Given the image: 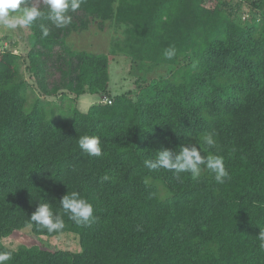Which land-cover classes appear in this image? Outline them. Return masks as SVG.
<instances>
[{
  "label": "trees",
  "instance_id": "trees-1",
  "mask_svg": "<svg viewBox=\"0 0 264 264\" xmlns=\"http://www.w3.org/2000/svg\"><path fill=\"white\" fill-rule=\"evenodd\" d=\"M253 7L264 0H239ZM223 0H84L56 27L41 18L27 69L45 95L109 93V56L70 48L66 37L94 21L124 25L121 53L147 69L169 65L137 94H116L70 118L50 117L42 101L30 105L21 56L0 51V252L6 264H264V10L248 24ZM30 6V5H29ZM37 7L47 12L43 2ZM50 29L41 39L39 24ZM174 47L176 55L165 57ZM177 66V67H175ZM63 93V92H62ZM106 96V95H105ZM212 132L213 149L201 142ZM98 136L103 155L78 146ZM199 143L224 157L229 179L206 171L194 181L150 171L144 160L160 148ZM105 175L109 180H102ZM147 180V183L145 181ZM78 191L94 207L88 226L63 215L65 228L48 233L30 221L39 203L62 214L59 200ZM32 224L40 235H78L81 251L6 246L3 239Z\"/></svg>",
  "mask_w": 264,
  "mask_h": 264
},
{
  "label": "rangeland",
  "instance_id": "rangeland-1",
  "mask_svg": "<svg viewBox=\"0 0 264 264\" xmlns=\"http://www.w3.org/2000/svg\"><path fill=\"white\" fill-rule=\"evenodd\" d=\"M230 15L241 24H248L251 18H257L259 12L264 10V5L253 7L239 0H223ZM36 6L42 0H35ZM124 25L116 24L114 21H106L101 28L97 21L90 24L87 29L74 31L66 37V42L70 48L75 50H85L94 53H105L109 56V93L89 94L75 97L67 91L59 92L55 95H45L40 90L36 79L27 69L26 56L34 43V37L30 27L8 30L0 26V51H13L21 56L20 70L22 77L28 84L30 105L37 100L42 101L49 111L50 117L59 116L70 118L73 109L86 112L94 103H101L106 95L112 100L116 94L135 95L141 87H145L154 78L168 76L171 72L169 65L154 66L147 69L150 63L141 64L139 61L117 53L113 54V43L123 39ZM177 67V66H175ZM6 246L17 249L20 245L39 246L48 250H68L78 252L82 250L78 235L73 232H63L54 236L40 235L26 226L21 230H16L3 239Z\"/></svg>",
  "mask_w": 264,
  "mask_h": 264
},
{
  "label": "clouds",
  "instance_id": "clouds-1",
  "mask_svg": "<svg viewBox=\"0 0 264 264\" xmlns=\"http://www.w3.org/2000/svg\"><path fill=\"white\" fill-rule=\"evenodd\" d=\"M47 8L43 12L36 6L35 0H0V26L8 30L17 28H27L34 25L41 18H45L56 27H65L72 22V17L68 13L76 12L80 9L84 0H42ZM30 5V6H29ZM41 39L49 36L50 29L43 23L39 24ZM165 57L172 59L176 55L174 47L165 50ZM201 142L209 149L217 145L214 133L209 132L203 135ZM79 149L90 157L103 155L101 140L98 136L82 135L78 138ZM144 166L150 171L161 169L171 171L177 180H181V174L188 173L192 180L198 181L202 171L206 170L218 184H223L229 179V172L225 167L224 157L211 151L202 155L199 145L190 141L180 145L176 150L160 148L155 151L154 157L144 160ZM105 175L102 180H109ZM147 183V180L145 181ZM59 207L62 214H57L52 210L49 203H39L35 211L30 216V221L37 228L46 229L48 233H58L65 228L63 215L77 226H88L95 218L94 207L86 198L82 197L78 191H71L59 200ZM29 227L32 224L28 225ZM258 239L260 248L264 249V230H261ZM12 258L11 252H0V264H6Z\"/></svg>",
  "mask_w": 264,
  "mask_h": 264
},
{
  "label": "built area",
  "instance_id": "built-area-1",
  "mask_svg": "<svg viewBox=\"0 0 264 264\" xmlns=\"http://www.w3.org/2000/svg\"><path fill=\"white\" fill-rule=\"evenodd\" d=\"M103 103H108V104H111V103H112V100H111V99H109L107 96H104Z\"/></svg>",
  "mask_w": 264,
  "mask_h": 264
}]
</instances>
